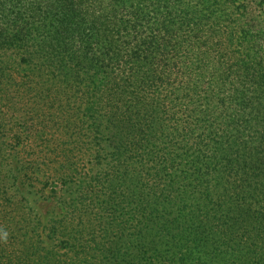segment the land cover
<instances>
[{"label": "trees", "instance_id": "obj_1", "mask_svg": "<svg viewBox=\"0 0 264 264\" xmlns=\"http://www.w3.org/2000/svg\"><path fill=\"white\" fill-rule=\"evenodd\" d=\"M24 1L29 8L44 3ZM60 2L63 7L53 17L61 26L64 22L79 25L81 16L93 13L78 9L81 0ZM127 4L128 0H110V13L89 15L99 22L95 39L106 38V45L99 49L102 60L90 57L85 45L80 49L79 64L93 71L87 80L100 102L108 101L114 111L111 132L121 129L119 139L112 141L110 128L97 125L92 143L105 160L99 164L108 168L110 194L99 198L109 216L107 231L100 235L90 231L80 237L83 243H68L61 233L62 223L53 224L51 242L60 241L70 254L77 251L73 264H264V0L206 1V24L222 29V23L228 36L235 34L228 27L238 25L240 48L247 50V55L238 56L239 73L245 71L241 88L228 85L230 76L222 80L217 62L211 61L208 51L202 53V44L192 57L186 53L188 75L182 87L169 90L171 95L167 92L170 83L158 76L157 68L136 63L139 55L145 56V43L126 55L121 50L122 31H130L127 15H120ZM232 7L236 10L228 12ZM250 23L263 29H251ZM111 24L116 31L110 29ZM21 32L17 30L11 40L5 39L10 40L7 44H0V56L14 64L10 75L24 71L22 61L36 59L28 53L27 41L40 30L34 26L24 37ZM258 42L262 50L251 53ZM41 48L39 54L44 51ZM56 50L62 47L56 45ZM114 67L118 70L112 74ZM56 144L67 155L58 169L73 199L69 203L58 197L57 206L73 218L83 204L82 189L93 190L92 184L100 186L102 178L80 180L74 173L75 163L69 161L78 152L77 144ZM4 195L8 196L7 190ZM5 196L6 203L13 201ZM91 235L98 238L96 246ZM49 250L39 254L40 264L71 263L70 259L61 262L56 248Z\"/></svg>", "mask_w": 264, "mask_h": 264}, {"label": "rangeland", "instance_id": "obj_2", "mask_svg": "<svg viewBox=\"0 0 264 264\" xmlns=\"http://www.w3.org/2000/svg\"><path fill=\"white\" fill-rule=\"evenodd\" d=\"M40 1L44 3L39 7L29 8L24 0H0V44H7L17 30H24L21 37L26 36V30L33 31L34 26L40 30L27 41L28 53L36 59L22 61L24 71L21 70V74L10 75L14 64L7 56H0V72L7 74L0 73V264H40L39 254H48L49 247L57 249L61 262L70 259L71 263L66 264L76 263L77 251L70 250L73 252L70 254L68 249L62 248L60 241L51 242L49 230L53 224L62 223L61 233L68 243L70 240L81 241L80 237L90 231L98 235L107 231L105 224L109 216L99 198L110 194L107 192L108 168L99 164L105 160L98 156L92 143L97 125L110 128L108 133L112 141L119 139L121 129L114 128L111 132L115 126L112 124L114 111L108 101L100 102V95L87 80L93 71L80 65L79 61L84 45L90 57L104 58L99 49L106 45V38L95 39L99 22L89 15L99 11L107 13L110 0H81L78 9L93 13L81 16L79 25L64 22L62 26L53 17L59 15L63 7L60 0ZM206 1L212 0H128L120 14L127 15L130 21V25L126 23L129 34L122 31L120 37L121 50L126 55L138 44L145 43L142 45L146 49L145 56L139 55L136 63L157 68L158 76L170 83L168 95H171L172 87H182L181 82L188 75L190 57L186 53L192 57L202 44V53L208 51L211 61L217 62L216 72L222 80L230 76V87L236 89L243 85L245 71L241 69L239 73L238 56L247 55V50L240 48L236 34L238 25L228 27L235 33L228 36L222 23L219 24L222 29L206 24ZM233 10L235 7L227 11L232 13ZM37 12L46 16H39ZM213 17L211 13V19ZM256 26L263 29L256 24L255 27L251 25V29ZM58 27L60 29L55 33ZM109 27L116 31L112 24ZM8 37L10 40H5ZM56 45L62 47V51L56 50ZM255 45L254 49L250 48L251 53L262 50L259 42ZM39 48L44 49L41 54ZM6 52L2 51L3 54ZM60 58H64L63 61ZM117 70L114 67L112 74ZM77 73L79 76H75ZM83 75L86 78L83 79ZM162 94V98L167 95L164 91ZM66 141L74 142L78 147V152L69 160L75 163L74 173L79 175L78 178H102L100 186L92 184V191L82 189L83 204L73 218L57 206L61 196L69 203L73 201L71 195H67L65 180L58 169L66 162L67 155L56 143ZM5 190L8 196L4 195ZM9 195L13 201L6 203L3 197L7 200ZM5 232L6 240L3 239ZM91 237L95 241L92 246H96L98 238Z\"/></svg>", "mask_w": 264, "mask_h": 264}, {"label": "clouds", "instance_id": "obj_3", "mask_svg": "<svg viewBox=\"0 0 264 264\" xmlns=\"http://www.w3.org/2000/svg\"><path fill=\"white\" fill-rule=\"evenodd\" d=\"M3 239H7V233L5 232V233H3Z\"/></svg>", "mask_w": 264, "mask_h": 264}]
</instances>
